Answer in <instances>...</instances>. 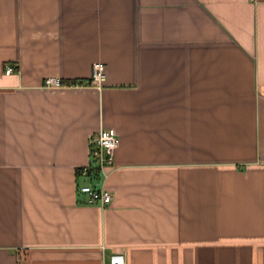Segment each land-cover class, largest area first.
<instances>
[{
    "label": "crops",
    "instance_id": "1",
    "mask_svg": "<svg viewBox=\"0 0 264 264\" xmlns=\"http://www.w3.org/2000/svg\"><path fill=\"white\" fill-rule=\"evenodd\" d=\"M105 128L101 207L77 171ZM114 252L264 264V0H0V264Z\"/></svg>",
    "mask_w": 264,
    "mask_h": 264
},
{
    "label": "built area",
    "instance_id": "2",
    "mask_svg": "<svg viewBox=\"0 0 264 264\" xmlns=\"http://www.w3.org/2000/svg\"><path fill=\"white\" fill-rule=\"evenodd\" d=\"M91 82L98 88L102 87L104 82L105 70L104 65L100 63H94L92 65ZM13 68L6 66L5 73L11 74ZM43 85L45 87L59 88L63 85L62 81L55 77H48ZM119 138L115 130L105 128L99 131L97 135L90 140V162L86 167L79 168L80 176L88 178L90 176L91 169L97 167L100 173L108 165H112L114 160V152L119 146ZM78 193L84 195L89 204H98L101 207H106L113 200L110 191L104 188H97L91 184H83L78 187ZM103 264H126L125 255L120 252H114L110 254V257Z\"/></svg>",
    "mask_w": 264,
    "mask_h": 264
},
{
    "label": "trees",
    "instance_id": "3",
    "mask_svg": "<svg viewBox=\"0 0 264 264\" xmlns=\"http://www.w3.org/2000/svg\"><path fill=\"white\" fill-rule=\"evenodd\" d=\"M79 176H80V172L78 170L77 171V177H79ZM99 177H100V171L97 169V167H93L91 169L90 176H88V180L90 181L89 184H91L92 186H94L93 182L98 181L99 180Z\"/></svg>",
    "mask_w": 264,
    "mask_h": 264
}]
</instances>
